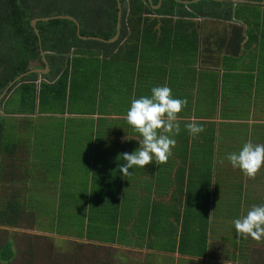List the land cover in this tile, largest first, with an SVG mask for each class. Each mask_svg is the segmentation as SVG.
I'll use <instances>...</instances> for the list:
<instances>
[{"label": "crops", "instance_id": "obj_1", "mask_svg": "<svg viewBox=\"0 0 264 264\" xmlns=\"http://www.w3.org/2000/svg\"><path fill=\"white\" fill-rule=\"evenodd\" d=\"M207 1L190 3H198L193 9L181 4L168 15L142 13L139 28L126 25V35L109 54L71 51L62 102L48 98L47 106H38L39 76L31 113L10 111L15 108L10 101L14 91L1 96L0 113L7 116L4 133L11 140L7 148L29 160L30 145L43 144L33 137L34 127L62 117L66 123L74 120L70 140L61 150L68 146V157L78 169L84 166L88 180H74L73 186L91 188V175L101 171L93 210H116L114 222L120 220L125 231L135 226L131 238L143 239L145 234L146 241L150 236L160 239L161 231L165 243L149 247L69 239L142 259L153 254L163 258V264H264V239H244L233 224L252 206L264 205V166L248 178L231 166L227 154H199L196 149L205 140L208 148L238 147L228 154L238 153L248 141L264 144V0L215 1L222 2L218 6ZM165 85L173 98L187 99L178 114L180 132L173 137L172 155L165 164L153 160L122 176L119 166L125 162L120 154L138 149L141 139L125 119L131 101ZM9 118L28 119V134L13 139ZM193 118L204 128L196 138L186 129ZM82 122L90 124L84 132L77 127ZM192 146L195 153L189 152ZM206 162V167L201 165ZM20 163L17 175L24 169ZM19 177L17 185L26 188ZM86 204L92 206L91 198Z\"/></svg>", "mask_w": 264, "mask_h": 264}, {"label": "rangeland", "instance_id": "obj_2", "mask_svg": "<svg viewBox=\"0 0 264 264\" xmlns=\"http://www.w3.org/2000/svg\"><path fill=\"white\" fill-rule=\"evenodd\" d=\"M127 6L126 1V8ZM64 119H56L55 125L47 121L34 127L33 137L41 138L43 144L30 145L29 160H25V156H19V153L16 154L13 147L0 153V211H3L0 213V264H163V258H155L153 254H146L142 259L113 247L99 249L79 240L69 239L84 237L129 246L142 243L149 247L165 243L161 231L160 239L156 236L150 240V236L146 241L144 234L143 239L141 235L132 237L136 238L135 242L131 238L136 234L135 226L125 231L120 220L114 222L116 210H102L97 213L93 210L92 201L100 194L98 181L102 180L101 171H95L91 175V188L73 186L74 180L86 182L88 178L83 176L84 166L78 169L75 161L68 157V146L61 150V144L64 141L67 144L70 140L72 132L69 128L74 123V120L66 123ZM7 125L12 127L13 139H17L28 134L30 121L26 118H13ZM89 125L88 122H82L77 127L84 132ZM47 138H50V142ZM9 139L10 135L4 139L3 144L9 146ZM193 142L196 140L193 139ZM231 148L238 149L237 146L208 148L206 140L196 147L199 154L212 152L218 155L228 154ZM189 152L195 153L193 146ZM16 158H20L19 161ZM18 162H22V166L24 163V169L19 175L16 173ZM201 165L206 167L207 162ZM19 176H23L26 188L17 185ZM89 198L92 206L88 208L86 201ZM10 207L14 209L12 212ZM27 211H31L34 216ZM186 263L205 264L204 260L197 263L188 260L181 264Z\"/></svg>", "mask_w": 264, "mask_h": 264}, {"label": "trees", "instance_id": "obj_3", "mask_svg": "<svg viewBox=\"0 0 264 264\" xmlns=\"http://www.w3.org/2000/svg\"><path fill=\"white\" fill-rule=\"evenodd\" d=\"M119 2L121 5L119 34L112 43L78 38L74 23L68 19L52 18L46 21L38 20L35 23L40 47L45 52L44 57L49 67L45 74L39 75L36 92L39 107L47 106L48 98L63 101L68 73L67 61H70L68 54L71 51H101L109 54L126 35V25L131 29L139 28L144 19L142 13L162 16L170 14L174 7L182 8L181 4L173 0H161L157 9H151L146 0H119ZM151 2L154 4L156 0ZM207 2L217 6L222 3ZM197 4H190L188 7L193 9ZM228 11L229 9L227 13ZM185 13L191 14L189 11ZM55 14L72 16L78 23L79 34L83 36L107 39L114 33L115 0H0V92L13 77L28 70L30 64L34 63V67H43L38 53L37 39L29 25V20L33 17ZM36 76L35 73H27L6 89V93L14 91L10 101L15 103V108L10 111L32 112ZM4 119L5 117L0 113V153L7 149V145L3 144L7 135L4 133ZM10 210L12 212L14 209L10 207ZM4 250L10 253L7 247H4Z\"/></svg>", "mask_w": 264, "mask_h": 264}, {"label": "clouds", "instance_id": "obj_4", "mask_svg": "<svg viewBox=\"0 0 264 264\" xmlns=\"http://www.w3.org/2000/svg\"><path fill=\"white\" fill-rule=\"evenodd\" d=\"M187 99H176L168 86H156L150 96H141L131 101L126 121L141 137L139 148L132 153H122L125 162L119 166L122 176H129L133 167L144 168L155 163L165 164L176 146L173 138L179 134V113L186 107ZM187 131L196 138L204 128L195 118L186 124ZM233 168H238L246 177L254 178L264 166V144L245 142L241 150L225 157ZM91 206V205H90ZM238 236L260 241L264 239V205L252 206L242 217L233 221Z\"/></svg>", "mask_w": 264, "mask_h": 264}, {"label": "water", "instance_id": "obj_5", "mask_svg": "<svg viewBox=\"0 0 264 264\" xmlns=\"http://www.w3.org/2000/svg\"><path fill=\"white\" fill-rule=\"evenodd\" d=\"M146 1L149 4V6L151 7V9H157L160 6V4H161V0H156V2L154 4L151 2V0H146ZM173 1L176 2V3H180L182 5L187 6L190 3H193V2H195L197 0H173ZM213 1H220V0H213ZM115 3H116V18H115V25H114V33H113V35L111 37H109L107 39H102V38H99V37H96V36H83V35H80L79 32H78V23H77V21L72 16L67 15V14H55V15H49V16L33 17V18H31L29 20V25H30V27L32 29V32L36 36L37 44H38V53H39L40 60H41V62L43 64V67L42 68H39V67H30L25 72L20 73V74L16 75L15 77H13V79H11L5 85V87L3 88V90L1 91L0 98L5 93L6 89L10 85H12L16 81H19L20 78L23 77L24 75H26L27 73H35L37 76H39V75L45 74L48 71V65H47L46 59L44 57L45 52H43L41 50L40 40H39V34H38V30H37V28L35 26V23L38 20L46 21V20L52 19V18L68 19V20H70V21H72L74 23V25H75V33H76V36L78 38H80V39H93V40H98V41H101V42L112 43V42H114L118 38L119 27H120V15H121V5H120L119 0H115Z\"/></svg>", "mask_w": 264, "mask_h": 264}]
</instances>
